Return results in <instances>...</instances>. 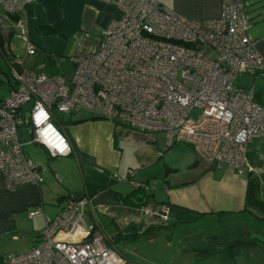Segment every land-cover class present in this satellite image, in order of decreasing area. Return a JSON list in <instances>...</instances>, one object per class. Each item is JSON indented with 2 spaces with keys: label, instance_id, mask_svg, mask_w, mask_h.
Segmentation results:
<instances>
[{
  "label": "built area",
  "instance_id": "built-area-1",
  "mask_svg": "<svg viewBox=\"0 0 264 264\" xmlns=\"http://www.w3.org/2000/svg\"><path fill=\"white\" fill-rule=\"evenodd\" d=\"M40 1L0 0V8L9 19ZM113 4L120 16L102 29L90 55L70 59L74 68L68 76L47 75L42 64L24 68L25 57H34L36 50L23 31L18 36L24 52L10 57L13 82L0 101V178L6 189L43 183L39 165L24 147L38 146L50 158L69 155L55 116L80 112L138 133H163L166 148L185 143L215 167L243 176L247 145L264 140V106L254 101V85L230 82L239 75L264 78V57L249 35L243 4H224L217 19L203 22L185 20L155 0ZM12 21L23 30L21 20ZM19 130L28 142L20 141ZM135 174L128 170L126 182L150 197L156 183L135 182ZM91 202L89 197L67 200L46 220L37 245L22 255L7 254L3 264H132L96 225L86 223ZM141 211L162 223L172 213L168 205L155 203Z\"/></svg>",
  "mask_w": 264,
  "mask_h": 264
},
{
  "label": "crops",
  "instance_id": "crops-1",
  "mask_svg": "<svg viewBox=\"0 0 264 264\" xmlns=\"http://www.w3.org/2000/svg\"><path fill=\"white\" fill-rule=\"evenodd\" d=\"M155 1L185 20L201 22L217 19L224 4L242 3L250 24L249 35L264 57V0ZM119 16L113 0H42L27 7L17 17L23 30H13L8 47L11 38L20 36L23 31L36 50L27 69L42 64V71L47 75L68 76L74 68L63 57L69 42L74 40L78 44L72 58L87 57L96 48L102 29ZM19 42V54L23 55L25 42L23 39ZM260 81L256 87L264 86V81ZM65 115L64 123L60 121L64 115H56L55 122L71 153L50 158L43 149L34 146L30 155L41 170L43 183L40 186L19 185L8 191L0 178V264L9 253L22 255L36 246L46 220L54 217L69 199L91 198L85 212L86 223L96 225L124 258L122 248L129 238L144 235L158 226H168L179 216L185 215L188 220L191 215H197L196 218L203 215H253L252 210H246L248 176H240L228 167L217 168L209 162L208 167L199 169L188 182L172 188L165 180L150 197L142 196L126 182L127 171L137 170L132 177L135 182L150 183L153 180L148 166L157 160H151L149 154L154 148L148 145L155 144L158 149V133H138L87 113ZM127 132L132 136L126 135ZM129 139L141 144L144 151L148 147V152H143V157L138 159L145 169H138L131 161L125 160L126 148L122 145ZM261 143L253 141L247 145V155L252 161L259 158ZM148 203L171 207L173 215L169 222L162 223L144 215L141 208ZM35 211H38L36 215L28 216Z\"/></svg>",
  "mask_w": 264,
  "mask_h": 264
},
{
  "label": "rangeland",
  "instance_id": "rangeland-1",
  "mask_svg": "<svg viewBox=\"0 0 264 264\" xmlns=\"http://www.w3.org/2000/svg\"><path fill=\"white\" fill-rule=\"evenodd\" d=\"M3 15L0 8V16H2L0 17V30L4 29L7 35H11L15 26L12 24V19L9 21ZM6 33L3 32L4 36ZM19 40L16 35L11 38L10 52L13 56L20 53ZM77 45L74 40L69 42L67 52L63 55L68 63L74 57ZM2 52L5 57L0 55V101L8 97L9 85L13 82L8 66L11 58L4 50ZM32 62L33 58L26 57L24 68H29ZM261 79L254 80L251 77L239 75L230 82L235 87L244 88L249 85L256 86ZM197 116V111L191 114L192 118ZM58 118L57 116V121L60 120ZM66 119L67 116L64 115L60 120L61 123H64ZM126 135L132 136L130 132ZM19 138L22 143L30 140L22 130H19ZM124 143L121 145L126 148L124 150L125 160L131 161L132 165L138 169H143L138 159L143 157V152H148V147L144 151L141 144L131 139ZM156 143L158 149H155V144L148 145L154 148L152 154H149L151 160H157L148 166L150 167L148 168L149 176L153 178L151 182L156 183V188L165 180L172 188L179 183H186L191 176L196 175L199 169L209 165L204 157L185 143H174L166 148L164 134H157ZM34 146H25L24 154L36 162L30 156ZM258 148L257 157L259 158L252 161V158L247 155L243 176L253 179L256 196L259 201L264 202V140ZM129 149L131 150L130 157H128ZM255 203L253 200L252 204L257 206ZM196 216L191 215L188 220H185L188 217L182 215L172 220L168 226H158L144 235L129 238L122 248L125 258L132 264H264V221L254 215H203L198 218ZM171 217L172 213L170 219Z\"/></svg>",
  "mask_w": 264,
  "mask_h": 264
},
{
  "label": "trees",
  "instance_id": "trees-1",
  "mask_svg": "<svg viewBox=\"0 0 264 264\" xmlns=\"http://www.w3.org/2000/svg\"><path fill=\"white\" fill-rule=\"evenodd\" d=\"M10 20H16L17 17L12 16V17H8ZM9 36L6 37L3 34V31L0 30V55L2 57H5V55L3 54V50L5 51V53L7 54V56L11 57V52L6 49L8 46V39ZM254 101L256 103H258L261 106H264V86H254ZM253 179H249V177L247 178V204H246V210H252L251 214H253L254 216H256L257 218H259L260 220L264 221V202L259 201V199L256 196V187L254 186V184L252 183ZM139 196V195H138ZM137 196V198H138ZM144 198V197H143ZM142 199V198H141ZM254 200V203L257 206H254L252 204V201ZM172 210V209H171ZM259 213H257V212ZM182 213H184L182 211ZM172 215H173V211H172ZM236 244V243H235Z\"/></svg>",
  "mask_w": 264,
  "mask_h": 264
}]
</instances>
